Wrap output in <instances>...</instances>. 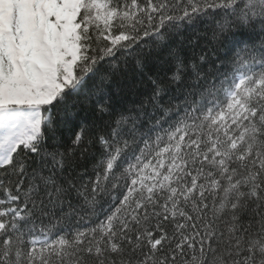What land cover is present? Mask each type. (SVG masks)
<instances>
[{"label": "snow or ice", "instance_id": "obj_1", "mask_svg": "<svg viewBox=\"0 0 264 264\" xmlns=\"http://www.w3.org/2000/svg\"><path fill=\"white\" fill-rule=\"evenodd\" d=\"M0 264H264V0H0Z\"/></svg>", "mask_w": 264, "mask_h": 264}, {"label": "trees", "instance_id": "obj_2", "mask_svg": "<svg viewBox=\"0 0 264 264\" xmlns=\"http://www.w3.org/2000/svg\"><path fill=\"white\" fill-rule=\"evenodd\" d=\"M203 27V26H202ZM189 33L188 32H185V35L187 36ZM127 96L129 97V98H131V92H127ZM178 102V101H177Z\"/></svg>", "mask_w": 264, "mask_h": 264}]
</instances>
